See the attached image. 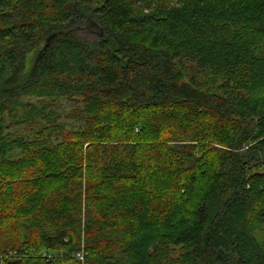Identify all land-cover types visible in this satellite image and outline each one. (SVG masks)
<instances>
[{
	"label": "trees",
	"instance_id": "trees-1",
	"mask_svg": "<svg viewBox=\"0 0 264 264\" xmlns=\"http://www.w3.org/2000/svg\"><path fill=\"white\" fill-rule=\"evenodd\" d=\"M0 264H264V0H0Z\"/></svg>",
	"mask_w": 264,
	"mask_h": 264
},
{
	"label": "rangeland",
	"instance_id": "rangeland-1",
	"mask_svg": "<svg viewBox=\"0 0 264 264\" xmlns=\"http://www.w3.org/2000/svg\"><path fill=\"white\" fill-rule=\"evenodd\" d=\"M78 35L87 40H98L99 38L98 33L95 31L93 32V31L81 30L78 32ZM72 108H73V105H71L68 101H64V100H62L60 103V106L56 108V110L60 112L63 116V119L59 121L58 123L66 128H71L77 124V122L74 120L66 119L68 113L71 111ZM13 130H16V132L20 134H25V133L33 134V130H30L29 127H26V126H19L18 128H15Z\"/></svg>",
	"mask_w": 264,
	"mask_h": 264
},
{
	"label": "built area",
	"instance_id": "built-area-1",
	"mask_svg": "<svg viewBox=\"0 0 264 264\" xmlns=\"http://www.w3.org/2000/svg\"><path fill=\"white\" fill-rule=\"evenodd\" d=\"M16 255H18V251H10L7 255L3 256V258L13 257V256H16ZM78 259L80 261H82V262H85L86 257H85L83 252L78 254Z\"/></svg>",
	"mask_w": 264,
	"mask_h": 264
}]
</instances>
